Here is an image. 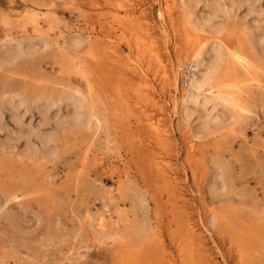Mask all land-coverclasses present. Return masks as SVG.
Segmentation results:
<instances>
[{
    "label": "rangeland",
    "instance_id": "1",
    "mask_svg": "<svg viewBox=\"0 0 264 264\" xmlns=\"http://www.w3.org/2000/svg\"><path fill=\"white\" fill-rule=\"evenodd\" d=\"M164 263L264 264V0H0V264Z\"/></svg>",
    "mask_w": 264,
    "mask_h": 264
},
{
    "label": "bare ground",
    "instance_id": "2",
    "mask_svg": "<svg viewBox=\"0 0 264 264\" xmlns=\"http://www.w3.org/2000/svg\"><path fill=\"white\" fill-rule=\"evenodd\" d=\"M158 2H159V0H157ZM180 3V2H179ZM226 4V3H225ZM188 5V4H187ZM233 6V5H232ZM225 7V6H224ZM234 7V6H233ZM232 8V7H231ZM136 9V8H135ZM225 9V8H224ZM223 9V10H224ZM124 12H125V14H126V16L127 17H130V16H133V12L131 11V10H129V9H124ZM135 12V11H134ZM164 13H165V11H164V9L163 8H161V6H159V8H158V20H159V30L158 31H160V33H161V36H162V40H163V46H164V50L166 51V52H169V46H168V35L167 36H165L166 35V33H167V26L166 25H164V20H163V18H164ZM224 14V13H223ZM168 23V22H167ZM202 23V22H201ZM196 24V23H195ZM198 24V23H197ZM196 24V25H197ZM191 25H192V23H191ZM201 26H203L202 24H200ZM102 26V25H101ZM199 26V25H198ZM192 28V27H191ZM193 28H195V27H193ZM193 28H192V30H193ZM198 28V27H197ZM158 29V28H157ZM186 30V29H185ZM198 30H199V28H198ZM187 31V30H186ZM185 31V32H186ZM195 31V30H194ZM193 31V35H191L190 34V31H189V33L187 34V39H188V42L190 43L189 45H190V48L191 49H189V52L191 51V56L193 57L194 56V58H195V56L196 55H198L199 53H200V51L202 50V48H203V39H201L202 37L201 36H199L198 34H194L195 32ZM155 32V31H154ZM196 32H198L197 30H196ZM160 33H158V35L160 34ZM200 34V33H199ZM151 35V34H150ZM157 35V36H158ZM100 36H101V34H100ZM156 36V35H155ZM160 36V35H159ZM160 36V37H161ZM95 37V36H94ZM97 37V36H96ZM103 37V36H102ZM105 38V40H103V41H100L101 43V47H104V48H106L105 50H107L108 48L110 49V47H112V44H111V38L109 37V36H104ZM74 38H75V36H74ZM97 38H99V37H97ZM204 38V37H203ZM71 39V38H70ZM100 39V38H99ZM89 40V39H88ZM158 40V39H157ZM72 41V40H71ZM77 41V39H75V42ZM85 41H87V40H85ZM84 41V42H85ZM160 41V40H159ZM72 42H74V41H72ZM74 42V43H75ZM152 42V41H151ZM209 42V41H208ZM208 42H207V44H208ZM73 43V44H74ZM97 43V42H96ZM77 44V43H76ZM19 45V44H18ZM114 46V45H113ZM151 46L153 47V45L151 44ZM162 46V47H163ZM206 46H208V45H206ZM212 46V45H211ZM210 46V47H211ZM19 47V46H18ZM155 47H156V45H155ZM160 47V46H159ZM213 47V46H212ZM214 48V47H213ZM151 49V48H150ZM159 49V48H158ZM217 49V48H216ZM228 49V48H227ZM20 50H21V48L18 50V52H20ZM161 50V49H160ZM163 50V51H164ZM229 50V49H228ZM152 51H154L155 52V56H156V60H157V63H158V66L160 67H157V68H159V69H161V74L164 76V78H165V80H167V81H170L171 82V84H173V85H175V91H177L178 90V88L176 87V82H178L177 81V73H176V68L177 67H175L176 66V64H175V66H174V63H173V66L171 67V68H166V66L167 65H163V61L161 60V56H159L158 55V53H157V51L158 52H160L159 50H157L156 51V48H152ZM207 51V50H206ZM98 52H99V50H98ZM188 52V53H189ZM212 52V51H211ZM216 52V51H215ZM218 52V51H217ZM101 53V52H100ZM203 53H204V50H203ZM225 53V52H224ZM237 53V52H236ZM165 54V53H164ZM201 54V53H200ZM203 55V54H202ZM209 55V54H208ZM201 56V55H200ZM242 56V55H241ZM127 57V56H126ZM246 57V56H245ZM7 58V57H6ZM162 58H166V57H163L162 56ZM168 58V57H167ZM248 58V57H247ZM3 59H5V58H3ZM240 59V58H239ZM198 60V59H197ZM243 59H241V61H242ZM169 61H170V59H169ZM188 61V60H187ZM237 61V60H236ZM249 61V60H248ZM131 62V61H130ZM192 62V61H191ZM198 62V61H197ZM199 62L201 63V61H200V59H199ZM239 62V61H238ZM193 63V62H192ZM200 63H198L199 65H195V67H198V66H200ZM217 63V62H216ZM241 63V62H240ZM196 64V63H195ZM202 66V65H201ZM209 66V65H208ZM242 66V65H241ZM170 67V66H169ZM216 67V66H215ZM203 68V67H202ZM214 68V67H213ZM210 68L206 73H202L201 75H199L200 73H196L197 75H191L190 76V78H189V80H188V82H187V85H188V87H189V89L188 90H190V92L189 93H184L183 95H182V97H181V99L182 100H185L186 98V100L189 102V103H192V104H197L196 102H198L199 100H198V94H199V92H201L203 89H205V88H212L215 84H216V82L214 83V81L216 80V73L218 72L217 71V68ZM179 69V68H178ZM177 69V70H178ZM199 71V70H198ZM143 73V72H142ZM244 74V73H243ZM161 75V76H162ZM220 78V77H219ZM138 81L141 83V85H146V83H147V80L145 79V78H139L138 79ZM214 84V85H213ZM259 84V83H258ZM257 84V85H258ZM221 85H224L225 86V84H221ZM221 88V87H220ZM224 88V87H223ZM221 90V89H220ZM224 91V90H223ZM222 91V92H223ZM113 92V91H112ZM204 93V92H203ZM202 93V94H203ZM227 92H225V94H226ZM180 94V93H179ZM186 94H188V95H186ZM228 94V93H227ZM166 95V94H165ZM205 95V94H204ZM229 95H232V94H229ZM73 98V97H72ZM79 98V97H78ZM197 98V99H196ZM204 98H206V97H203V98H201L203 101V103H205L206 102V100L204 99ZM235 98V97H234ZM74 99H76V98H74ZM237 99V98H236ZM161 100V99H160ZM166 100V99H165ZM177 101H178V99H176ZM198 100V101H197ZM228 100V99H227ZM79 100H74L73 102H76L75 104H76V106H77V109L79 110V106H80V101L78 102ZM208 101V100H207ZM70 102V101H69ZM82 103V102H81ZM186 103V102H185ZM203 103H202V105H203ZM176 104V103H175ZM199 104V103H198ZM236 104V103H235ZM154 107L155 108H157V106H158V103L156 102V103H154ZM208 105V104H207ZM233 105V104H232ZM71 106V105H70ZM176 105H174V107H175ZM204 106V105H203ZM233 106H236V105H233ZM241 106V105H240ZM185 107H186V105H185ZM184 107V108H185ZM206 107V106H205ZM238 107V106H237ZM196 109V108H195ZM158 110H159V113L161 114L163 111H162V108L160 107V108H158ZM179 110V109H178ZM181 111V110H180ZM167 112V111H166ZM186 112V111H185ZM76 113V112H75ZM158 113V112H157ZM180 113V112H179ZM177 114V113H176ZM181 114V113H180ZM212 116V115H211ZM141 117V120H143V122H145L146 123V126H147V129H149V131L152 133V135H153V137H154V140L156 141V143H158V144H162V143H164L165 141H168L169 140V134L171 133L170 132V130H168L167 129V127H166V125H165V123H164V121L160 118V117H154V116H140ZM180 117V116H179ZM80 120V116H79V113L77 112L76 114H74L70 119H69V123H77L78 121ZM85 120V119H84ZM91 120V119H90ZM171 120V119H170ZM182 122V121H181ZM208 122V121H207ZM171 129V128H170ZM189 129V128H188ZM172 131V130H171ZM173 133V132H172ZM50 141V138H45V139H41V143L43 144V143H47V142H49ZM30 142V141H29ZM157 144V145H158ZM15 146V145H14ZM34 147V146H33ZM32 148V146L27 142L26 144H25V146H24V149L25 150H30ZM181 163V162H180ZM186 169V168H185ZM121 179H119V181H120ZM118 181V180H117ZM119 184V183H118ZM117 188V187H116ZM123 189V188H122ZM194 206V205H193ZM198 213V212H197ZM200 221V220H199ZM102 226V225H101ZM96 230V229H95ZM187 230L189 231V237H191V235L193 234V227H191L189 224H187ZM207 230V229H206ZM100 232V231H99ZM103 232V231H102ZM104 234H106V231L105 232H103ZM109 233V232H108ZM110 234V233H109ZM108 234V236H110L111 237V235H109ZM123 234V233H122ZM113 235H115V234H113ZM125 235H126V233H125ZM102 236V235H101ZM117 236V235H116ZM118 236H120V234L118 235ZM123 236V239H125V237H124V235H122ZM236 236V235H235ZM126 237H127V235H126ZM112 238H113V236H112ZM115 238V237H114ZM238 238V237H237ZM190 239H192V238H190ZM126 240H127V238H126ZM240 240V239H239ZM125 241V240H124ZM246 242V241H245ZM119 243H121V242H119ZM118 243V244H119ZM122 244V243H121ZM193 244V243H192ZM241 245V244H240ZM248 247H250V245L248 246ZM163 253V252H162ZM161 259H164L163 258V256H161ZM165 260V259H164ZM163 261V260H162ZM166 261V260H165ZM164 261V262H165ZM165 264V263H164ZM169 264V263H168Z\"/></svg>",
    "mask_w": 264,
    "mask_h": 264
}]
</instances>
